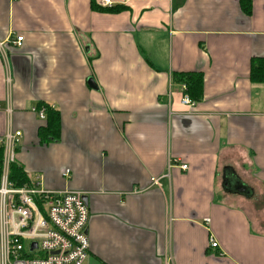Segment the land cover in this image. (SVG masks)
Returning a JSON list of instances; mask_svg holds the SVG:
<instances>
[{
  "label": "crops",
  "instance_id": "0c3cea01",
  "mask_svg": "<svg viewBox=\"0 0 264 264\" xmlns=\"http://www.w3.org/2000/svg\"><path fill=\"white\" fill-rule=\"evenodd\" d=\"M102 1L0 0L16 164L86 198L83 264H264V0ZM39 103L60 116L44 143Z\"/></svg>",
  "mask_w": 264,
  "mask_h": 264
},
{
  "label": "built area",
  "instance_id": "2783aa9c",
  "mask_svg": "<svg viewBox=\"0 0 264 264\" xmlns=\"http://www.w3.org/2000/svg\"><path fill=\"white\" fill-rule=\"evenodd\" d=\"M102 4L112 3L103 0ZM21 40L18 36L12 44L20 46ZM181 103L194 105L186 94ZM1 111L9 115L10 105L0 104ZM32 111L40 120L45 119L44 108ZM20 138L21 132L12 131L10 125L0 137V264H83L89 247L88 208L83 195L47 190L38 174L22 185L10 180V167L16 164L15 144ZM64 176L69 177L68 170ZM204 221L208 223L209 219ZM209 246L218 248L213 237L209 238Z\"/></svg>",
  "mask_w": 264,
  "mask_h": 264
},
{
  "label": "trees",
  "instance_id": "16d2710c",
  "mask_svg": "<svg viewBox=\"0 0 264 264\" xmlns=\"http://www.w3.org/2000/svg\"><path fill=\"white\" fill-rule=\"evenodd\" d=\"M246 0H241V3ZM247 3L249 1L247 0ZM257 65L253 64L250 71V80L253 83L264 82V60L258 59ZM173 79L180 84H184L186 91L191 99L198 101L202 93V76L200 73L173 74ZM37 109H45V125L38 128V137L42 143L48 139H55L59 133L60 116L59 113L51 109L46 104L39 103ZM2 158V146L0 145V161ZM10 180L15 181L18 185H22L28 181V177L21 167L14 164L9 171Z\"/></svg>",
  "mask_w": 264,
  "mask_h": 264
},
{
  "label": "water",
  "instance_id": "95a60500",
  "mask_svg": "<svg viewBox=\"0 0 264 264\" xmlns=\"http://www.w3.org/2000/svg\"><path fill=\"white\" fill-rule=\"evenodd\" d=\"M229 187H230V186H229ZM231 189H233L234 191H237V190H238V188L236 187V185H232ZM83 201H84L85 204H86V198H85V197H83Z\"/></svg>",
  "mask_w": 264,
  "mask_h": 264
},
{
  "label": "rangeland",
  "instance_id": "374dc122",
  "mask_svg": "<svg viewBox=\"0 0 264 264\" xmlns=\"http://www.w3.org/2000/svg\"><path fill=\"white\" fill-rule=\"evenodd\" d=\"M90 82V81H89Z\"/></svg>",
  "mask_w": 264,
  "mask_h": 264
}]
</instances>
